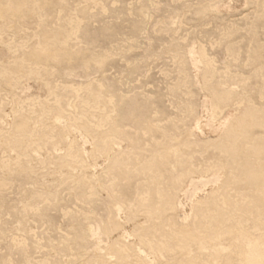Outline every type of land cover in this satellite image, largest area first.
I'll list each match as a JSON object with an SVG mask.
<instances>
[{"label":"rangeland","instance_id":"rangeland-1","mask_svg":"<svg viewBox=\"0 0 264 264\" xmlns=\"http://www.w3.org/2000/svg\"><path fill=\"white\" fill-rule=\"evenodd\" d=\"M0 264H264V0H0Z\"/></svg>","mask_w":264,"mask_h":264},{"label":"bare ground","instance_id":"bare-ground-1","mask_svg":"<svg viewBox=\"0 0 264 264\" xmlns=\"http://www.w3.org/2000/svg\"><path fill=\"white\" fill-rule=\"evenodd\" d=\"M250 248H251V245H250Z\"/></svg>","mask_w":264,"mask_h":264}]
</instances>
